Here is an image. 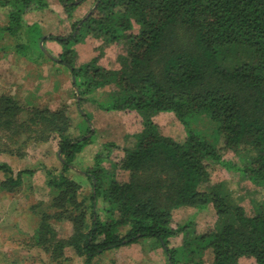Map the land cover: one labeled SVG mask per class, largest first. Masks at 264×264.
Masks as SVG:
<instances>
[{"label": "trees", "instance_id": "16d2710c", "mask_svg": "<svg viewBox=\"0 0 264 264\" xmlns=\"http://www.w3.org/2000/svg\"><path fill=\"white\" fill-rule=\"evenodd\" d=\"M85 1L58 0L69 33L43 38L60 46L47 49L49 57L68 68L74 105L93 102L92 91L111 86L107 108L139 113L142 128L119 150V161H110L114 142L101 144L83 167L90 188L82 195L69 172L93 142L88 115L74 126L65 102L55 109L25 106L0 94V153L23 156L31 143L57 142L60 167L14 170L0 162V192H16L42 169L46 198L30 205L36 221L24 245L54 264L67 263V250L91 264L106 250L153 238L169 264H264V199H251L248 212L227 179L212 180L210 173L220 165L264 189V0H90L77 17ZM0 7L6 14L0 33L16 42L0 50L47 57L40 23L23 16L49 8L48 0H0ZM87 37L102 45L80 63L73 45ZM104 47L117 49L111 67L100 64ZM161 112H172L183 138L153 120ZM200 122L211 124L213 134L204 136ZM229 152L235 161L224 158ZM182 207L209 209L214 224L198 230L193 219L174 223ZM65 221L67 237L54 226Z\"/></svg>", "mask_w": 264, "mask_h": 264}, {"label": "rangeland", "instance_id": "374dc122", "mask_svg": "<svg viewBox=\"0 0 264 264\" xmlns=\"http://www.w3.org/2000/svg\"><path fill=\"white\" fill-rule=\"evenodd\" d=\"M50 7L42 10L28 11L24 14V21L28 24L40 23L43 35L39 42L43 43V50L56 52L60 46L53 40H44L46 35H66V22L59 14L58 0H48ZM92 1L87 0L76 9L74 14L81 17L88 11ZM61 12V9H60ZM6 21L5 10L0 7V26ZM3 33V34H1ZM0 33V48L2 46H14L15 37L7 33ZM26 33V32H25ZM28 38V32L25 34ZM24 38V37H23ZM22 38V39H23ZM102 45L101 40L85 38L83 41L73 45V50L80 63H86L99 53ZM14 48L7 51L0 50V94H10L20 104L25 106L39 105L51 109L57 108L63 102L69 105V115L74 120L75 126L81 120V114L86 113L90 118L94 129L92 143L74 159L69 174L71 178L81 184V194L89 192L90 182L84 175L83 167L91 163L95 152L105 142H114L117 147H112L110 161H119L120 149L131 145L132 134L142 128V116L135 111H122L109 109L108 91L113 87L105 86L92 91L90 98L93 102H84L81 107L74 105L76 99L73 94L71 75L68 68L63 64L55 63L47 57L36 58L30 54L19 55ZM117 49L104 47L100 58V64L105 62L108 67L114 65ZM104 66V65H103ZM153 120L163 131L175 138H183L185 130L182 124L174 117L172 112H161L153 117ZM199 127L203 135L213 134V126L209 123L200 122ZM57 142L51 139L44 143H31L25 149L23 156L16 154L0 153V162L9 163L14 170L24 168H36L37 165L60 167L56 156ZM225 159L235 161L233 153H225ZM109 165L110 162H105ZM40 166L39 168H43ZM42 169L36 170L31 177L24 179L23 185L14 193L0 192V264H54L50 262L49 256L37 247H29L24 244L28 242L27 233H32L35 224V215L30 211L32 202L46 198L45 185ZM121 177V172H117ZM211 179H227L229 187L241 202L244 208L252 212L251 199L263 200L264 189L255 187L249 182L241 180L236 172L228 171L220 165H214L211 170ZM1 178V174H0ZM174 223H182L193 219L198 230L203 227L212 226L214 218L209 209L198 210L191 207H182L174 211ZM55 228L63 237H67L70 231L69 222L54 224ZM177 238L172 241L175 245L179 243ZM69 260L66 264H83V260L73 253L72 250L65 252ZM208 255H205L207 260ZM91 264H169L163 248L153 238L142 239L140 242L112 248L102 253L99 259ZM207 264V263H205ZM249 264V261L244 262Z\"/></svg>", "mask_w": 264, "mask_h": 264}, {"label": "water", "instance_id": "95a60500", "mask_svg": "<svg viewBox=\"0 0 264 264\" xmlns=\"http://www.w3.org/2000/svg\"><path fill=\"white\" fill-rule=\"evenodd\" d=\"M40 44H41V47L43 48V43H42V41H41V43H40ZM44 52L46 53V55L50 56V54L48 53V51H47V50H45V49H44ZM58 154H59V153H58Z\"/></svg>", "mask_w": 264, "mask_h": 264}]
</instances>
